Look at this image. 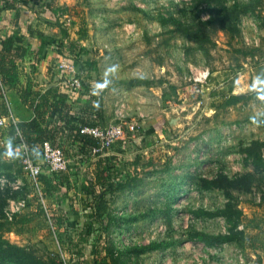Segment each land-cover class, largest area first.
<instances>
[{
	"label": "rangeland",
	"instance_id": "1",
	"mask_svg": "<svg viewBox=\"0 0 264 264\" xmlns=\"http://www.w3.org/2000/svg\"><path fill=\"white\" fill-rule=\"evenodd\" d=\"M67 3L76 9L73 14L65 12L70 18H76V12L93 11L95 27L105 24L107 27L105 18L111 12L122 11L127 18L137 19L126 21L134 23L135 20L139 40L126 39L121 51H110L109 45L102 43L103 56L97 58L90 46L89 51L86 47L74 48L87 60L78 66L75 63L79 73L73 77L80 81V87L72 89L68 85L74 92L82 90L86 80L97 75L94 64L100 59L112 58L114 65L106 69L111 75L109 83L118 82L115 85L118 89L114 98L105 99L109 111L101 125L120 124L123 130L126 150L122 151L120 163L112 169L121 173L122 178L116 179L120 182L119 189L104 196L110 214L107 222L93 223L90 229L88 209H84L80 194L69 191L71 199L75 198L71 201L69 219L74 217V221L66 234L57 231L50 221L51 230L45 213L44 217L38 213L41 205L22 173L18 153L13 145L9 147L2 140L7 135L6 125L0 129V148H8L11 156L0 158V176L19 180L22 185L15 196H10L7 190L0 191L7 193L0 214V236L40 258L56 255L64 264H89L95 252L96 258H102L105 250H112V245L114 252H118L108 259V264H245L249 253L241 242L205 248L189 241L188 233L190 230L212 235L224 233L222 219L193 214L198 209L212 212L225 202L221 191H204L202 179L211 180L218 173L228 178L250 174L248 192L229 191L231 202L241 213L240 204L252 202L251 192L264 188V166L255 170L240 154L247 136L234 135L224 144L220 139L222 127L229 134L233 124L246 121L247 111L241 108H246L247 94L232 112L216 107L221 80L225 81L226 88L238 86V82L239 90L235 92L243 93L251 89L246 79L250 80L252 75L257 78L264 70V0H68ZM38 14L42 13L38 11L33 17L36 24ZM25 15L28 18V13ZM58 25L57 29H68L72 34V23L69 28ZM114 26L119 25L109 27ZM119 27L121 30L123 26ZM54 41L53 50L61 56L60 60L69 64L75 61L63 50L62 55L58 40ZM138 42L148 46L145 58L162 66L156 75L151 74V66L145 60L141 63L143 52L137 51ZM171 45L173 48H168ZM57 61L58 58L54 74H59ZM88 61L90 65H86ZM136 62L141 66H136ZM201 70L207 71V78L202 83H194L191 79ZM25 72L31 76L36 74L33 67ZM126 85H130V90L124 94L120 89ZM98 86L97 91L102 89ZM149 87L155 92H148ZM249 112L252 113L250 108ZM151 120L160 122V129L152 125L142 132L141 126ZM133 139L135 145L131 144ZM120 142L116 145L120 146ZM9 199L25 202V208L11 221L3 217ZM43 204L50 220L54 209L46 201ZM22 218L28 223H21ZM29 230H33L32 235ZM58 232L64 241L62 244L57 240ZM151 243L160 247L145 249Z\"/></svg>",
	"mask_w": 264,
	"mask_h": 264
},
{
	"label": "crops",
	"instance_id": "2",
	"mask_svg": "<svg viewBox=\"0 0 264 264\" xmlns=\"http://www.w3.org/2000/svg\"><path fill=\"white\" fill-rule=\"evenodd\" d=\"M67 1L68 0H32V2L28 4L24 3L22 5H18L14 0H0V40L11 35L15 30L19 31L23 36V44L27 47V50H29L30 54L24 57L25 59L23 58L21 61L18 62L19 71L21 72L20 74H22V76L20 77L21 84H23L26 80L29 79L30 84L33 85V88L35 90L42 92L46 89H52L55 90L57 93L65 94L67 98V104H70L72 107V113H74L75 115L86 114L87 117L92 120L95 118V107L99 106L101 114L99 124L101 125L103 121L107 120L106 116L108 115L109 111V106L108 104L106 105L105 99L109 100L114 98V95L117 93L118 89V87H115L118 82H116L115 84L109 83V77L111 75L108 74L109 72L106 69V67L114 65L111 60L112 58H109V60H107L108 58H103L96 62V64H94L95 68L93 66V69L96 71L97 75H93L91 76V78L86 80V84H84V86L82 87L83 92H74L72 91V89L65 86L69 85V82L71 78H73V75H75V73L76 75L79 73V69L77 68V66L87 60L86 58H83L81 53H77V51H74V48L86 47L85 50H87L90 46L91 49L95 50V52L97 53V58H102L103 56V53L101 52L100 48V44L102 43H107L109 45L107 47L110 51H121L125 42H127L126 39L133 38L136 42L139 40V38H137L139 31L134 28L136 27L135 20L137 21V19L131 17L127 18L128 16L126 15V13L122 11H117L116 13L111 12L105 18L107 19L106 22L109 23H107V27L106 24L95 27L93 24L95 18V14L93 11L88 13L82 11L76 12V18H70L67 14H65V12L73 14V12L76 11V9L68 6L69 4L67 3ZM38 11L42 14H38L36 21L38 24H36L33 17L37 15ZM24 13H28V18L26 17V15L24 16ZM65 19L69 20L67 26H64ZM127 19H130L131 21L133 19L135 20L133 23L127 22ZM59 23L63 27L68 28L72 23L73 25H71L70 29L72 31V34L70 35L68 29H57V25ZM39 24L42 25V27L47 26L49 27V29H43L42 27L40 28ZM114 24L119 26L122 25L123 27L121 28V30L119 26H117L118 28L116 26L109 27ZM58 26L60 27V25ZM112 31H115L116 34H112ZM82 34H84V37H81ZM54 40H58V50L60 51V53H62L63 50L65 53L69 54L68 57H70L71 59L73 58L76 61H71V64L74 67L73 74L69 72H60L59 74L58 72L57 74L53 73L54 63L58 58V65V62L61 58V56L58 57V55L54 53ZM95 44H97V47L94 46ZM112 45H120V47H113ZM136 45L137 51L143 52L140 56L141 63H144L145 60L146 64L151 66V74L156 75L158 73V69H161L162 66H159L152 60H148L145 58L147 56L145 52L147 51L148 46L144 45V42H138L136 43ZM126 47H128V45H126L125 48ZM168 48L171 49L173 47L171 45L168 46ZM62 55H64V53H62ZM89 61H91V59H89ZM89 61L86 62V65H90ZM22 63L24 66L27 67L24 68L23 65L21 67ZM75 63H77V66ZM92 65L93 62L91 63V66ZM135 65L141 66L140 62H136ZM30 67L35 68V73L37 75L35 74V76H31L25 72L27 69L29 70ZM258 77L260 78L261 82H264V70L262 74ZM246 80L247 83L250 85L251 89L244 91L243 93L235 92L237 88L239 90L238 82V86L229 85L227 88L224 80H221V82L218 84V86L220 87L219 91L224 92L227 89H230L231 95L243 97V95L247 94L248 96L246 108L243 106L241 108L242 110L247 111V115L245 118L246 121L242 124H233L230 128L229 134H227L224 131V128L222 127V138H220L222 141L221 144H224L227 140L229 141L232 137H234V135L247 136L242 146H246L250 141L254 140H257L264 144V95H262L264 93H262L261 91L264 90V83H257V78L253 75L250 77V80L248 78ZM98 85L102 86V89L100 88L99 91L96 90L100 87ZM110 86H112V88ZM128 86L130 85H126V87L121 86L120 91L124 92L125 94L126 91L128 92V90H130ZM147 90L148 92H155V90L150 87ZM100 91L102 94H100ZM256 92L260 93H258L257 95H252ZM2 94L8 109L9 116L13 119L15 124L19 122L29 121L32 118V112L28 108L20 104L19 100L17 99V96L13 91L4 89ZM121 95H123V93L120 94V96ZM250 95H252V97H250ZM99 97L103 98L102 101L99 100ZM239 104L240 103L224 107L222 108V110L225 109L229 112H232L234 110V107ZM249 108L252 110V113H248ZM167 124L169 123L167 122ZM152 125H156V127L160 129V122H155L151 120L150 122H146L143 124V126H141L142 132L148 131L149 128L152 127ZM2 140L6 145L12 147L13 144L8 135H5ZM228 141L227 143H229ZM123 142L124 140L120 142V146L116 145L117 142H115L108 151L103 152L97 158L89 157L85 162H78L77 158H71L70 160L68 159V161L70 162V166L65 174L68 175L67 179L69 180L70 191L74 192L75 194L78 193L76 191V188L74 189V191H72V188L77 187L78 184L83 180V177L90 176L92 174L94 170L95 161L97 159L111 157L113 158L112 163H120L122 151L126 150L123 147L125 145L123 144ZM131 142L133 143V145H135L134 139L131 140ZM12 148H15L14 150L16 151V145H13ZM263 152L264 146L262 147L261 154ZM241 156L243 157V155ZM43 168L44 167H42V169ZM120 176L121 173L118 176L116 175L115 179L120 178ZM64 190L65 188L62 186L59 188V192L55 194V197L52 195V201L49 206L54 210L57 209V207H60L63 210L64 215L67 218L66 221L63 223V226L69 228L71 222L74 221V217L72 220H69L71 217L69 208H67L66 198L70 199L71 195L69 191H67V193L65 194ZM64 194L66 198L64 197ZM251 195V203L240 204L243 211L241 213L240 225L242 226L241 230L244 235L243 242L241 243L243 244L244 249L249 253L246 254L247 261L245 264H264V188L257 191H252ZM73 199L74 198H72V200ZM31 210L32 209H29V211ZM79 215L83 214L79 211ZM76 217L77 215L75 216V218ZM22 221L23 222L21 223L23 224L28 223L24 219ZM82 225L83 223L81 224V226ZM28 232L29 235H32L33 230H29ZM10 234L12 233L10 232Z\"/></svg>",
	"mask_w": 264,
	"mask_h": 264
},
{
	"label": "trees",
	"instance_id": "3",
	"mask_svg": "<svg viewBox=\"0 0 264 264\" xmlns=\"http://www.w3.org/2000/svg\"><path fill=\"white\" fill-rule=\"evenodd\" d=\"M81 37H84V34ZM29 54V50L23 44V36L17 30L0 40V118L10 117L2 94L4 89L13 91L20 104L32 112V118L29 121L16 123L15 126L11 124L7 126V135L11 139L12 144L17 146L22 143L33 162H38L41 159L40 148L44 142H47L52 148L60 150L66 160L77 158L78 162H85L89 157L97 158L98 154L91 155V149L95 147L96 141L89 135L80 133V130L83 127H93L100 123L99 106L95 107V118L92 120L86 114L75 115L72 113V107L67 104L65 94L57 93L52 89H46L42 92L35 90L29 79L21 84L20 77L22 74H20L18 62ZM65 87L69 86L66 85ZM78 92H83V90H78ZM216 98L218 99L217 109L235 105L243 100L242 96L231 95L230 89L224 92H217ZM16 131L19 137L15 135ZM131 144L133 143L131 142ZM263 146L262 142L254 140L240 150V154L243 155V161L248 162L255 170L264 166L260 153ZM6 152L9 153L8 148H0V158L8 157L5 154ZM112 161L113 158L111 157L97 159L92 174L83 177L78 186L72 188V191L76 188V191L81 196L80 201L85 206H83L84 209H88L89 229L93 223L101 225L107 222L110 214L108 213V203L104 196L119 189L120 182L113 177L120 175V171H112L115 166ZM66 171L52 174L42 172L39 175L38 183L41 198L48 205L52 201V195L55 197L60 187L63 186L65 188V194L70 191L68 175L65 174ZM115 171L117 172L115 173ZM121 178L122 176L117 179ZM251 180L250 174L235 175L228 178L221 173H218L211 180L202 179L200 181L201 188L204 191H221L225 202L221 208L212 212L198 209L193 214L196 217L204 216L209 219H222L225 225L224 233L212 235L190 230L188 233L189 241H195L205 248H216L225 244L243 242V232L242 230H237V226L241 223V212L231 202L232 198L229 191L235 190L246 193L250 189ZM17 193H12L10 196H15ZM65 194L64 197L66 198ZM6 198V192L0 193V214ZM66 200L67 208H69L70 212L72 199L66 198ZM38 213L44 217L41 207ZM66 219L63 210L57 207L52 212L50 221L57 231L60 230V233L64 232L66 234L68 227L63 226ZM22 220L20 219V222H23ZM60 233L57 234V240L62 244L64 241ZM159 247V244L151 243L145 249L156 250ZM105 252L103 257H99V259L96 258L98 253L95 252L89 264H108V259L116 256L118 251L114 252L112 245V250H105ZM0 264H64V261L58 256H51L50 254L40 258L29 249L12 244L0 236Z\"/></svg>",
	"mask_w": 264,
	"mask_h": 264
},
{
	"label": "built area",
	"instance_id": "4",
	"mask_svg": "<svg viewBox=\"0 0 264 264\" xmlns=\"http://www.w3.org/2000/svg\"><path fill=\"white\" fill-rule=\"evenodd\" d=\"M31 0H16L18 5ZM65 25H68L69 20L65 19ZM57 70L60 72H69L74 73V67L72 64H69L65 60H60L57 65ZM207 78V71L201 70L197 71L194 77L191 79L194 83H202ZM69 86L72 89H78L80 87V81L77 78H71ZM199 103V102H198ZM15 126V122L11 117L9 118H0V129L6 125ZM16 130V128H15ZM80 133L89 135L96 141L95 147L91 149V155H100L103 152L107 151L115 142L123 141V130L120 124H109L106 126L95 125L93 127H83L80 130ZM15 135L19 137L18 132H15ZM41 159L38 162H33L26 151L25 146L22 143H19L16 146V153H18V159L22 173L28 180V183L31 187L33 195L37 197L38 202L40 203L43 212L45 213L47 223L49 228L52 230L50 220L44 208V204L41 198V193L39 190L38 177L43 172L42 167H44L45 174H52L57 172L66 171L70 162L66 160L60 150L52 148L47 142H44L41 145ZM11 156V154H9ZM261 158L264 161V152L261 154ZM21 183L16 179H9L4 176H0V191L7 190L9 193H15L20 191ZM25 208V202L22 199L19 200H8V206L3 211V217L7 221H11L15 215L20 213ZM242 226H237V230H241Z\"/></svg>",
	"mask_w": 264,
	"mask_h": 264
},
{
	"label": "clouds",
	"instance_id": "5",
	"mask_svg": "<svg viewBox=\"0 0 264 264\" xmlns=\"http://www.w3.org/2000/svg\"><path fill=\"white\" fill-rule=\"evenodd\" d=\"M256 82H257V83H264V82H261V81H260V78H259V77H257ZM261 91H262V93H264V90H261ZM262 95H264V94H262ZM5 154L8 155L9 153L6 152Z\"/></svg>",
	"mask_w": 264,
	"mask_h": 264
}]
</instances>
